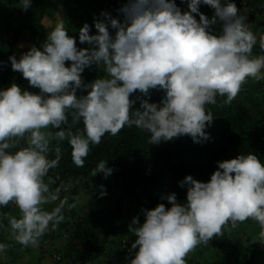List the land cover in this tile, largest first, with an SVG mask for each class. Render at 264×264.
<instances>
[{
    "label": "clouds",
    "instance_id": "1",
    "mask_svg": "<svg viewBox=\"0 0 264 264\" xmlns=\"http://www.w3.org/2000/svg\"><path fill=\"white\" fill-rule=\"evenodd\" d=\"M186 2L182 11L175 0H127L118 9L122 20L102 11L104 18L93 20L97 31L92 34L83 23L78 39L88 47H78L61 21L40 47L31 45L19 58L9 56L12 69L39 89L29 91L15 82L0 88V206L12 202L18 207L19 218L10 216L8 223L20 244L38 246L64 220L65 206L74 207L67 196L60 198V186L50 188L45 181L61 159L58 144L55 156L48 155L53 137L67 139L78 167L84 166L90 143L99 144L105 133L116 135L125 125L146 130L149 144L185 134L201 142L208 139L205 129L213 120L206 105L215 104L217 95L231 102L249 77L264 79V51L253 53L257 43L264 50V33L257 36L249 27L245 0ZM20 5L26 9L31 0H20ZM218 21L216 33L211 26ZM93 64L102 65L105 74L85 83L81 73ZM78 88L86 94L77 95ZM150 89L164 90L159 102L147 98ZM136 90L144 98H130ZM136 99L139 107L133 108ZM81 120L82 130H73ZM216 163L207 181L188 174L178 182L187 185L183 202L170 192L162 196L168 206L141 209L143 222L135 212L122 210L131 212L125 229L135 235L129 245L124 237L112 245L110 255L121 248L130 255L123 264H193L185 257L191 258L189 252L198 244L227 249L249 226L260 227L264 238V162L249 151ZM112 171L101 160L94 175L106 178ZM99 187L100 195H106ZM100 200L97 210L107 215L112 202ZM54 201L58 203L51 209L44 207ZM5 247L0 243V252ZM47 251L55 263L65 264L61 251Z\"/></svg>",
    "mask_w": 264,
    "mask_h": 264
},
{
    "label": "trees",
    "instance_id": "2",
    "mask_svg": "<svg viewBox=\"0 0 264 264\" xmlns=\"http://www.w3.org/2000/svg\"><path fill=\"white\" fill-rule=\"evenodd\" d=\"M39 1L48 3L47 7L52 9L50 0ZM245 1L248 7L247 14H249L246 16L247 23L259 36L260 33H264V0ZM75 2L83 8V12L80 13L78 8L73 9L70 12L73 18L69 16V18H63L64 26L68 29V34L76 38L78 47H88L86 42L81 44L78 39L79 29L83 23L87 22L90 25V34H92L97 31L93 20L94 18L103 19L104 17L100 15L102 11H107L111 16L122 20L123 14L118 9L127 3V0H75ZM175 3L182 11L187 10L186 0H175ZM9 4L13 7L1 12L6 20L17 12L15 3L9 2ZM99 8H102L101 11ZM40 13L43 12L28 11L27 15L17 23L10 20L0 25V88H6L15 82L29 91H39L28 83L20 71L12 69L8 58L13 53L10 44L23 35L28 34L31 41L36 40L34 37L38 28L37 16L40 17ZM193 15L199 18L198 14ZM211 28L219 33L221 22L218 21ZM109 31L114 33L115 30L109 27ZM3 33L9 38L8 41L2 36ZM262 51L264 50L259 48L258 43L254 45V54ZM65 63L67 65L70 62ZM104 74L103 66L98 67L95 64L86 67L81 73L85 83ZM86 92V89H77V95H83ZM163 92V89H150V96L147 98L150 102H159ZM137 97L144 98L139 90L130 94V98ZM139 103L140 100L136 99L132 107H139ZM206 109L213 115L211 125L205 129L209 133L207 140L194 142L189 135L185 134L158 144H149L150 134L146 130L134 125H125L116 135L105 133L99 144L90 143L89 152L84 158L82 167L73 163L71 146L67 139L58 141L53 137L50 142L52 150L48 155L55 156L54 149L58 144L61 149V159L55 168L49 169L45 181L50 183V188L60 186V198L67 196L68 203L74 204V207L65 206L64 220L59 222L55 229L46 232L43 241L47 243L54 241L55 238L65 237L66 246L68 245V248L76 252L78 264H123L125 259L130 258L125 250L121 253L120 248L111 255L107 250L111 234L115 232L125 234L127 231L125 220L131 216V212L122 213L123 201L136 213L135 216H138L139 221L143 222L142 208H153L158 203H165L168 206V201L162 199V196L175 192L178 201L185 200L187 185L181 186L178 183L185 175L191 174L196 179L207 181L210 179V174L218 167L216 161L233 158L240 152L252 151L264 162V79L257 81L249 77L231 102H226L225 96L217 95L216 103L206 105ZM71 120L69 115L70 123ZM76 128L82 130V120L73 124V130ZM49 130L53 133L56 131L51 128ZM21 143L23 144L24 140H21ZM101 160L107 161L108 166L113 169L106 178L103 173L98 172L94 175L96 164ZM100 185L104 186L106 195H100ZM80 192L90 199L96 198L95 201L101 198L111 201V211L109 209L107 215H103L97 210V206L93 209L87 207L86 210L85 205H76L75 201ZM56 203L58 201H54L50 209ZM13 205L15 207L13 214H19L18 207L14 203ZM6 209L3 208L2 211L5 213ZM124 239L128 245L132 242L130 236L125 235ZM76 241L79 242L76 243ZM0 243L10 244L2 236H0ZM211 246L203 248L197 257L193 255L188 258L187 254L186 261L190 259L193 264L211 263L213 251H210ZM220 249L227 250L223 244L220 245ZM206 252L209 259L200 261L202 254ZM61 254L63 258V253ZM126 256L129 258H125ZM197 258H200L199 263L196 261Z\"/></svg>",
    "mask_w": 264,
    "mask_h": 264
},
{
    "label": "crops",
    "instance_id": "3",
    "mask_svg": "<svg viewBox=\"0 0 264 264\" xmlns=\"http://www.w3.org/2000/svg\"><path fill=\"white\" fill-rule=\"evenodd\" d=\"M9 2L15 3L17 12L6 20V17L2 16L1 12L13 7ZM50 2L53 5V7H51L52 9L47 7L48 3H42L39 0H31V5L26 9H22L20 0H0V25H4L10 20L17 23L27 15L28 11L33 12L34 10H38L39 12H43L42 14L40 13V17L37 16L38 28L34 37L36 40L31 41L28 34L23 35L17 41H14L13 44H10L11 52H13L11 55L15 54L16 57L19 58L20 54L27 51L31 45L40 47L46 40L47 33L57 22L62 21L64 24L63 18L72 17L70 16V12L73 9L78 8L80 13L83 12V8L80 7L75 0H50ZM100 9L102 8H99V10ZM96 15H99V13H96ZM12 27L14 26L12 25ZM24 32H26L25 28ZM2 36H4V39L7 41L9 40L5 33H3ZM52 203L53 202L46 204L44 207L50 209ZM1 207L7 208L5 213L2 211L3 208L1 209ZM14 208L12 202L0 206V236L10 242V244H5V249L0 252V264H57L52 260L47 251H53L55 249L63 253V263L67 264V261H70L72 258L77 261V258H74L71 253L68 256V250H71V252L73 251L68 248V245L66 246L67 240L65 237L55 238L54 241H49L46 245H43L42 239L44 238V234L39 239V244L36 247L31 245L24 246L16 241L11 235V228L8 223L10 216H15L17 218L20 216V213L13 214V211H15ZM250 228L253 227L249 226V229ZM253 229L254 231L249 230L243 235L239 236L238 234L234 244L229 245L225 251H221L220 248L217 249L213 246L211 249V251L213 250L212 256L210 258L212 262L208 264H214V261H218V264H264V238L259 236L260 227L258 229ZM201 250H203V248L198 244L189 253L197 257ZM199 259H196L197 263H199Z\"/></svg>",
    "mask_w": 264,
    "mask_h": 264
},
{
    "label": "rangeland",
    "instance_id": "4",
    "mask_svg": "<svg viewBox=\"0 0 264 264\" xmlns=\"http://www.w3.org/2000/svg\"><path fill=\"white\" fill-rule=\"evenodd\" d=\"M97 7H98V5L96 6V8ZM199 8H200V6H199ZM84 10H87V9H84ZM208 16L211 17L212 14H208ZM95 200H96V198L90 199L86 195H84L83 193L80 192L78 194L75 202H76V205H79V204L81 205L82 204V205H85L86 207H88L90 209H93L96 206V201ZM103 201H106V200L101 199L100 200V203H102ZM126 209H129L131 212H133V210H131L130 207L126 204V202L123 201L122 210L125 211ZM243 222L245 224L246 221H243ZM126 230L127 231L125 232V234L124 233H120V232H115V233H113V234L110 235V237H109V243H108V246H107V250L108 251H114V249L112 248V245L115 246L116 245V242H120L121 239L125 235L126 236H130V237H133L135 235L130 230H128V229H126ZM249 230L254 231L253 228H250L246 232H248ZM208 241H210V239ZM208 241H207V243H208ZM202 244H206V243H202ZM210 251H211V248H210ZM70 253L73 255L74 258H77L75 252H71V250H68V256H69ZM207 253L208 252L202 254L203 257H202V259H200V261L203 262V260L209 259V258H207ZM67 264H78V262L75 259L72 258V259H70V261L69 260L67 261ZM214 264H218V261H214Z\"/></svg>",
    "mask_w": 264,
    "mask_h": 264
}]
</instances>
